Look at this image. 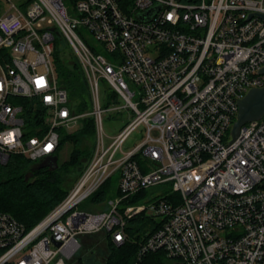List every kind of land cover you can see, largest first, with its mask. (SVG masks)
<instances>
[{
  "label": "built area",
  "instance_id": "2783aa9c",
  "mask_svg": "<svg viewBox=\"0 0 264 264\" xmlns=\"http://www.w3.org/2000/svg\"><path fill=\"white\" fill-rule=\"evenodd\" d=\"M261 16L264 0H0V164L58 157L61 131L95 125L55 210L30 230L0 213V264H81L90 235L137 246L133 264H264V116L232 135L239 102L264 88ZM58 38L82 67L86 112L60 85ZM19 98L42 111L35 135ZM105 114L119 134H105Z\"/></svg>",
  "mask_w": 264,
  "mask_h": 264
},
{
  "label": "trees",
  "instance_id": "16d2710c",
  "mask_svg": "<svg viewBox=\"0 0 264 264\" xmlns=\"http://www.w3.org/2000/svg\"><path fill=\"white\" fill-rule=\"evenodd\" d=\"M54 58L60 85L69 92L78 112L88 111L90 94L80 63L77 59L69 63L58 45ZM17 102L22 105L26 114L27 134L35 135L31 127L41 126L44 121L38 102L26 98H19ZM81 136L94 139L95 125L92 118L84 120L81 130L77 133L61 131L60 148L68 140L73 141L76 147L70 160L63 165L59 164L57 170L39 168V164L22 155H12L6 164H0V213L11 214L30 230L55 210L65 200L70 190L62 187L64 175L69 172V167L82 157L77 145ZM92 147L85 155L86 161L78 176L92 155ZM106 194L107 186H104L92 196L91 201H104ZM129 229L131 230V227ZM107 245L110 255L107 256L106 264H133L137 246L134 244L116 246L110 241ZM80 263L84 264L81 259Z\"/></svg>",
  "mask_w": 264,
  "mask_h": 264
},
{
  "label": "rangeland",
  "instance_id": "374dc122",
  "mask_svg": "<svg viewBox=\"0 0 264 264\" xmlns=\"http://www.w3.org/2000/svg\"><path fill=\"white\" fill-rule=\"evenodd\" d=\"M70 2H67V5H69ZM57 45L62 48V50L65 53V57L69 63H73L74 60H76L75 55L72 53V50L67 45V43L62 39L56 40ZM98 52L102 53L104 57H106L109 61H114L112 55L110 53H107L103 50L102 47L97 46ZM130 86L132 89H136L137 87L130 83ZM105 86L102 84V91H104ZM127 114L124 115V119H126ZM124 126L123 120H119L116 118H111L109 114H105L104 116V132L107 136H115L119 134L120 130ZM143 128H139L137 131H135L132 136L128 139L124 146V150L132 149L134 146H137L142 142V136L140 132ZM81 130V126H75L73 127L69 132L71 133H77ZM67 132V133H69ZM78 149L80 152H82V157L79 159L73 166L69 167V172L64 175V183L62 184V187L66 190L71 189L76 181V178L78 174L80 173V170L82 166L84 165L86 158L85 155L89 153V150L92 147V143L94 139L88 138V136H81L78 138ZM75 144L73 141H66L63 146L59 149L58 152V158H59V164L63 165L65 162L70 160L72 153L75 149ZM49 168V167H48ZM118 186L117 178H114L113 182V192L112 194L108 196V200H111L116 195V188ZM90 200L84 203L83 206L80 208H83L85 210H89L91 212H94L96 208H91ZM97 210H105V207L97 208ZM106 250V252H105ZM110 255V251L108 249V245L104 243L103 236L101 235H90L84 240V246L80 253L78 254L77 261H83L84 264H102L106 262L107 256ZM73 264V263H72Z\"/></svg>",
  "mask_w": 264,
  "mask_h": 264
},
{
  "label": "water",
  "instance_id": "95a60500",
  "mask_svg": "<svg viewBox=\"0 0 264 264\" xmlns=\"http://www.w3.org/2000/svg\"><path fill=\"white\" fill-rule=\"evenodd\" d=\"M264 19V16H261ZM264 74V70H262ZM264 116V88L251 90L244 99L239 102V113L237 121L233 126L232 135L236 139L240 129L247 123L260 120ZM51 168L57 170L59 168V158H49L39 164V168ZM60 245V243H57Z\"/></svg>",
  "mask_w": 264,
  "mask_h": 264
}]
</instances>
